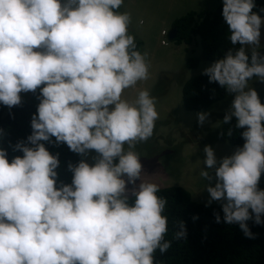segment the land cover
<instances>
[{
	"label": "clouds",
	"instance_id": "obj_1",
	"mask_svg": "<svg viewBox=\"0 0 264 264\" xmlns=\"http://www.w3.org/2000/svg\"><path fill=\"white\" fill-rule=\"evenodd\" d=\"M125 1L0 0V103L12 108L40 90L32 134L14 148L23 157L9 163L0 149V264H156V251L172 247L165 240L167 199L158 182L145 179L134 150L154 134L156 97L141 90L133 103L122 99L150 75L147 54L128 32L131 15L121 13ZM222 2L229 40L239 47L202 74L234 94L222 123L235 118L246 130L243 147L219 161L205 146L203 164L215 170L208 203L221 202L223 221L254 239L246 222L264 224V104L249 81L264 83V54L257 51L264 19L255 0ZM208 116L198 113V123ZM52 137L82 156L97 153L92 165L70 164L72 182L59 188L58 154L41 143ZM199 174L213 180L210 171ZM176 228L173 239H186L184 223Z\"/></svg>",
	"mask_w": 264,
	"mask_h": 264
},
{
	"label": "rangeland",
	"instance_id": "obj_2",
	"mask_svg": "<svg viewBox=\"0 0 264 264\" xmlns=\"http://www.w3.org/2000/svg\"><path fill=\"white\" fill-rule=\"evenodd\" d=\"M63 3V0H62ZM219 4H223L220 0ZM210 0H126L121 13L131 15L128 32L135 42L141 41V53L147 54L149 79L139 81L134 87L126 89L122 99L133 103L141 90H147L156 97V110L159 119L155 122L153 136L146 142L137 143L135 151L140 155L145 179L158 182L161 189L182 187L192 189V200L202 205L221 207V202L212 201L207 186H215V170H209L203 164L205 146H211L217 160L231 156L238 147L231 146L222 137L221 128L225 113L230 109L234 94L227 97L204 112H188L183 101V88L188 81L203 75L212 63L204 59L200 39L192 46L176 45L162 32H170L176 20L190 12L202 13L214 8ZM206 7V10H204ZM218 8V7H217ZM216 8V9H217ZM264 19V18H262ZM165 40L168 45H162ZM261 48H264V25L261 27ZM36 51H41L36 49ZM199 59L197 68H189L188 61ZM264 104V83L259 80L249 82ZM198 113H209L201 126ZM243 147V146H241ZM125 150L127 145H125ZM97 153L90 150L85 161L94 164ZM115 162H118L115 161ZM219 166V165H217ZM201 168L210 171V182L200 176ZM139 180L136 181L138 186ZM129 186L128 188H132ZM185 188V189H186ZM258 188L264 190V172L261 174ZM131 198V197H130Z\"/></svg>",
	"mask_w": 264,
	"mask_h": 264
},
{
	"label": "trees",
	"instance_id": "obj_3",
	"mask_svg": "<svg viewBox=\"0 0 264 264\" xmlns=\"http://www.w3.org/2000/svg\"><path fill=\"white\" fill-rule=\"evenodd\" d=\"M255 3L257 7L254 11L264 18V13L259 11L264 8V0H255ZM222 8L223 4L214 12H190L176 20L172 28L177 34L172 42L190 47L199 38L206 61L213 64L224 58L229 49L239 46H233L229 40L230 32L223 20ZM118 11L120 12V9ZM135 44L136 50L141 52L143 43L136 41ZM257 51L264 54V48ZM199 64V59L188 61L189 68H197ZM227 94L217 82L209 83L206 75L198 76L188 81L183 88L185 110L207 111L223 101ZM39 96L40 90L37 89L35 93L29 92L30 99L21 97L20 105L9 108L0 103V149L7 152L9 163L17 156L23 157V153L14 148L19 142L26 143L32 134L31 121L32 117L37 115ZM31 98L33 100L29 103ZM235 124V118L230 124L222 123V137L231 146L241 147L245 143L241 134L246 129H238ZM229 130L231 135L228 134ZM51 140V143L45 141L41 143L50 154L54 156L58 154L57 188L61 184L70 185L73 174L69 171V165H77L81 160H85V156L72 152L64 143L56 144L54 137ZM190 192L194 193L192 189L171 187L161 189L158 193L167 199L164 215L168 217V232L165 240L172 241V247L163 255L159 250L156 251L154 254L156 264H264V224L256 225L254 219L247 221L249 229L255 236L254 239H249L239 224H227L223 221L222 207L194 202ZM216 214L221 217L220 223L216 222ZM261 218L264 220V216ZM179 222L184 223L187 236L186 239L176 241L173 237L178 230L176 225Z\"/></svg>",
	"mask_w": 264,
	"mask_h": 264
},
{
	"label": "crops",
	"instance_id": "obj_4",
	"mask_svg": "<svg viewBox=\"0 0 264 264\" xmlns=\"http://www.w3.org/2000/svg\"><path fill=\"white\" fill-rule=\"evenodd\" d=\"M210 2H212V4H214V8H210V11H205V12H214L216 10V8L220 5L219 2L220 0H210ZM206 10V7L205 9ZM203 13V12H202ZM162 34V33H161ZM186 188V187H185Z\"/></svg>",
	"mask_w": 264,
	"mask_h": 264
},
{
	"label": "water",
	"instance_id": "obj_5",
	"mask_svg": "<svg viewBox=\"0 0 264 264\" xmlns=\"http://www.w3.org/2000/svg\"><path fill=\"white\" fill-rule=\"evenodd\" d=\"M176 34H177V32L175 30H173V29L170 31L169 38H170L171 41L175 40Z\"/></svg>",
	"mask_w": 264,
	"mask_h": 264
},
{
	"label": "built area",
	"instance_id": "obj_6",
	"mask_svg": "<svg viewBox=\"0 0 264 264\" xmlns=\"http://www.w3.org/2000/svg\"><path fill=\"white\" fill-rule=\"evenodd\" d=\"M163 36L166 37L167 36V33L166 32H163ZM162 44L165 45V46L168 45V43L165 40L162 42Z\"/></svg>",
	"mask_w": 264,
	"mask_h": 264
}]
</instances>
